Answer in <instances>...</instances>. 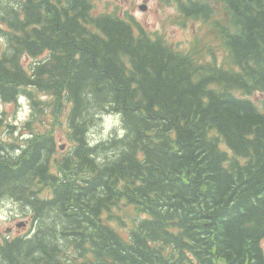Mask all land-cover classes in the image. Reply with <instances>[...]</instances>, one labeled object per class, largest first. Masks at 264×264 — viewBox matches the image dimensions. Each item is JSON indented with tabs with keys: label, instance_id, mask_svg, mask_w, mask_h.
Here are the masks:
<instances>
[{
	"label": "trees",
	"instance_id": "1",
	"mask_svg": "<svg viewBox=\"0 0 264 264\" xmlns=\"http://www.w3.org/2000/svg\"><path fill=\"white\" fill-rule=\"evenodd\" d=\"M92 1L0 0V102L32 101L20 137H0V200L33 222L0 239V264H264V111L249 97L264 92V0H160L210 26L219 65L202 39L175 52ZM95 111L119 113L124 137L89 146Z\"/></svg>",
	"mask_w": 264,
	"mask_h": 264
},
{
	"label": "rangeland",
	"instance_id": "2",
	"mask_svg": "<svg viewBox=\"0 0 264 264\" xmlns=\"http://www.w3.org/2000/svg\"><path fill=\"white\" fill-rule=\"evenodd\" d=\"M159 0H95L94 1V13H112L115 11L120 14V16H125L126 13H129L134 16V18L144 26V28L151 32H158L162 34L169 43H177L181 46H184L188 40H192L194 35H201L205 40L214 41V32L209 31V25L203 24L200 22L189 23L185 28L173 24L172 20L177 15L176 8L172 5H163ZM146 5V10L141 11L139 5ZM6 40L5 36L0 33V48L5 47ZM223 53H219L218 60L222 59ZM28 58L25 60L27 63ZM30 61V60H29ZM252 100L260 105L264 101V93L255 92L252 95ZM20 101L15 103H8L6 105H1V109L6 112L7 118H9L10 125L16 123L18 126L21 125V122L25 121L29 114V103L26 101L25 97L19 98ZM261 107V106H260ZM48 113V110L46 109ZM90 114V108L86 111ZM66 113V109L61 112V116ZM106 115H103V112L95 111L91 117V121L87 129V138L91 143H104L106 140L113 135L115 131L121 126V116L114 112H106ZM120 118V119H119ZM62 120V119H61ZM21 130L14 135L10 134L11 129L4 125L0 128V137L11 141L20 132H23L24 129L20 127ZM117 129V130H116ZM121 133L123 132L120 131ZM55 137L58 138L57 144L66 143V136L64 132L58 129V132L55 131ZM57 145V146H58ZM63 148H60L59 153H62ZM29 217L25 216L18 204L13 203L8 199H3L0 201V238L2 235L10 234L12 236L23 234L27 231V227H18L17 224L21 221L28 220ZM11 229L10 233H6L7 229Z\"/></svg>",
	"mask_w": 264,
	"mask_h": 264
},
{
	"label": "bare ground",
	"instance_id": "3",
	"mask_svg": "<svg viewBox=\"0 0 264 264\" xmlns=\"http://www.w3.org/2000/svg\"><path fill=\"white\" fill-rule=\"evenodd\" d=\"M87 135H88V133H87Z\"/></svg>",
	"mask_w": 264,
	"mask_h": 264
}]
</instances>
